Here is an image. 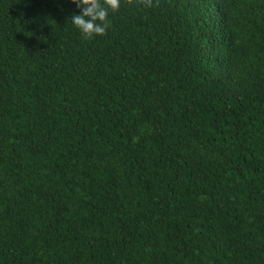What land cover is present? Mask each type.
<instances>
[{
    "label": "trees",
    "instance_id": "16d2710c",
    "mask_svg": "<svg viewBox=\"0 0 264 264\" xmlns=\"http://www.w3.org/2000/svg\"><path fill=\"white\" fill-rule=\"evenodd\" d=\"M0 264H264V0H0Z\"/></svg>",
    "mask_w": 264,
    "mask_h": 264
}]
</instances>
